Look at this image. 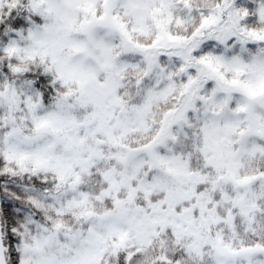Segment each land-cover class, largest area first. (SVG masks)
Returning <instances> with one entry per match:
<instances>
[{
    "label": "snow or ice",
    "instance_id": "obj_1",
    "mask_svg": "<svg viewBox=\"0 0 264 264\" xmlns=\"http://www.w3.org/2000/svg\"><path fill=\"white\" fill-rule=\"evenodd\" d=\"M0 264H264V0H0Z\"/></svg>",
    "mask_w": 264,
    "mask_h": 264
}]
</instances>
